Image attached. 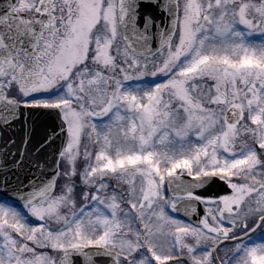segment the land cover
<instances>
[{
    "label": "snow or ice",
    "instance_id": "1",
    "mask_svg": "<svg viewBox=\"0 0 264 264\" xmlns=\"http://www.w3.org/2000/svg\"><path fill=\"white\" fill-rule=\"evenodd\" d=\"M0 264H264V0H0Z\"/></svg>",
    "mask_w": 264,
    "mask_h": 264
},
{
    "label": "water",
    "instance_id": "2",
    "mask_svg": "<svg viewBox=\"0 0 264 264\" xmlns=\"http://www.w3.org/2000/svg\"><path fill=\"white\" fill-rule=\"evenodd\" d=\"M56 127L57 122L53 118L46 116L33 117L34 135L37 140L42 139L46 134L50 133ZM219 191V186H210L209 194H215ZM193 219H195V217H193ZM253 234L255 233H252V235Z\"/></svg>",
    "mask_w": 264,
    "mask_h": 264
},
{
    "label": "rangeland",
    "instance_id": "3",
    "mask_svg": "<svg viewBox=\"0 0 264 264\" xmlns=\"http://www.w3.org/2000/svg\"><path fill=\"white\" fill-rule=\"evenodd\" d=\"M256 236H257V234H256ZM255 237V236H254Z\"/></svg>",
    "mask_w": 264,
    "mask_h": 264
}]
</instances>
